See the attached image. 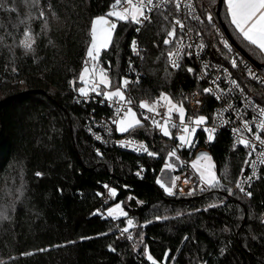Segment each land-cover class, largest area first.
<instances>
[{
    "label": "trees",
    "instance_id": "16d2710c",
    "mask_svg": "<svg viewBox=\"0 0 264 264\" xmlns=\"http://www.w3.org/2000/svg\"><path fill=\"white\" fill-rule=\"evenodd\" d=\"M112 3L0 0V264H152L149 254L156 264H164L166 254L167 264H264V177L253 184L251 197L233 189L244 150L228 133L217 132L205 150L220 187L183 195L169 194L157 184L174 139L156 136L145 122L135 132L114 130L111 138L145 142L156 154L150 157L95 139L103 133L94 123L106 122L111 111L100 102L102 97L84 102L70 82L84 66L93 19L105 15ZM195 4L201 20L195 28L207 53L228 65L231 53L216 16L218 0ZM151 16L140 26L120 22L101 64L114 80L140 77L127 93L135 109L160 93L186 105L201 84L187 71L188 61L177 70L168 66L171 46L163 39L176 14L169 9ZM219 18L235 48L257 63L264 76V56L239 36L223 0ZM25 30L35 41L31 50L21 44ZM133 40L139 56L131 51ZM129 63L135 72L129 71ZM235 72L259 96L246 72ZM206 104L209 112L212 99L207 97ZM199 137L192 151H177L185 165L201 147L204 136ZM109 188L117 190L115 198L108 195ZM116 203L127 217L98 214ZM129 217L136 227L122 235Z\"/></svg>",
    "mask_w": 264,
    "mask_h": 264
},
{
    "label": "snow or ice",
    "instance_id": "6c2138e0",
    "mask_svg": "<svg viewBox=\"0 0 264 264\" xmlns=\"http://www.w3.org/2000/svg\"><path fill=\"white\" fill-rule=\"evenodd\" d=\"M34 3L38 5L39 0H34ZM169 4L174 6V12L177 14L185 6L184 0H113L110 10L105 15L93 19L90 29L91 43L86 51L84 66L78 79L70 83L78 95L84 98V102H88L89 98L93 96L102 97L100 102H106L114 110V117L111 119V123L116 126L115 130L117 132L121 134L135 132L137 129L144 127V121H149L151 126L163 137L175 139L177 141L176 147L169 153V157H173L182 148L194 147L193 137L203 125H206L207 118L203 115L194 116L189 114L182 101H175L173 97L166 93H160L151 102L140 101L138 104L140 111L138 113L134 108L133 99L127 93L131 84L139 83L140 77L137 76L135 80H130L127 76H122L117 81L110 76L109 70L101 64L102 52H106L112 46L113 36L120 22L132 23L138 26L143 25L145 22L151 21V14L154 11L159 10L162 5ZM226 4L230 22L239 36L249 45L264 53V0H226ZM187 7L188 12L184 14L185 18L199 20L200 17L195 15L193 6L188 4ZM40 15H44L43 11L40 12ZM164 18L168 19V14H164ZM206 20L209 24L213 22L211 13L207 14ZM135 30L139 31V27ZM188 31L190 29H188L185 20L179 16H174L172 27L166 32V36L163 39L165 46H172L167 52V57L169 64L173 68L178 69L181 67L180 60L185 47L183 42ZM23 36L25 39L21 41L22 46L31 50L32 44L35 42L32 39L31 31L25 30ZM225 46L228 47L227 43ZM186 47L191 48L192 45L189 44ZM198 47L203 48L204 45H199ZM131 48L133 53L139 56L140 53L135 40L132 41ZM184 54L191 56L193 53L187 52ZM232 66H237L235 60L232 61ZM205 67L207 68V65ZM129 71L135 72V68L131 63H129ZM187 71L193 72L194 69L188 68ZM219 79L213 80L212 83L215 85L216 91L221 93L216 95L215 98L223 100L224 96L230 93L232 89H228L225 92L219 86ZM230 82L235 88H239V84L235 79ZM77 85L79 86L77 87ZM203 91L206 94H212L213 88H205ZM197 103H200V101H197ZM247 107L248 105L246 104L245 108ZM161 108L164 109L163 112L160 111ZM227 110L238 113L237 118L241 121V127L233 128V132L238 134V145H242L248 150L247 159L244 163L252 169V174L247 178H243L245 169H241L242 178L236 181V187L242 193L251 197V192L246 191L245 185L249 184L252 178L256 176L257 166L264 165V138H262L264 137V107L253 106L256 114L251 119H245L244 111L239 108L234 109L231 104L228 105ZM253 128H255V131ZM173 130L177 133L175 136H173ZM202 130L208 134L207 140L211 142L216 129L203 127ZM244 133H247L251 139L245 136ZM97 139H100V137L98 136ZM132 142L131 140L127 142L121 141L119 146L128 147ZM134 150L145 152L149 156L156 155L148 151L147 146L142 143L137 144ZM97 154L102 155L99 151ZM254 156L255 159H253ZM207 159L206 154H199L191 162L190 167L198 174L199 179L207 188L220 187V180L212 165L203 163ZM165 167L175 171L171 164L166 163ZM137 174L139 175V173ZM36 175L40 176L41 174L36 173ZM176 179H179V177ZM187 182L188 180L186 179L185 183ZM105 187L108 188L107 185ZM165 190L172 194V189L166 188ZM228 194L232 195L233 193L228 190ZM108 195L115 198L118 195L117 190L109 188ZM98 214L104 215L105 213ZM106 216L112 219H121L122 217H127L128 213L124 210L121 203H116L106 209ZM126 224L127 226L120 230L122 235L129 233L130 229L134 227L132 219H127ZM128 239H132L131 235L128 236ZM142 239L143 237H141ZM147 259L152 261V264H156L150 254L147 255ZM164 264H167V254Z\"/></svg>",
    "mask_w": 264,
    "mask_h": 264
},
{
    "label": "built area",
    "instance_id": "2783aa9c",
    "mask_svg": "<svg viewBox=\"0 0 264 264\" xmlns=\"http://www.w3.org/2000/svg\"><path fill=\"white\" fill-rule=\"evenodd\" d=\"M191 4L194 8L195 15L199 16L197 13V7L195 4V0H184V7L181 9V12L179 14L175 13L176 16H179L181 19L185 20V23L188 26V29L190 31L187 32V35L185 36L184 39V49L182 53V59L180 60L181 67L189 62V68L194 69V74L197 78V80L200 82L201 87L198 89L193 90L187 99V104L184 105V107L187 109L188 113L194 116H199L203 115L207 118V123L206 125H203L200 130L197 131L195 136L193 137L194 140V147L192 148H182L178 151L182 150H190L192 151L195 149L198 144L200 143V137L199 135L202 134L204 136V140L202 142L201 147L199 150H206V147L210 144L207 140V133L202 130L203 127H208V128H215L216 131L214 135L219 132V131H225L228 133L230 139L232 142L241 147L244 150V156L242 160V165L239 169V172L236 177V181L238 179H241V169H245L243 178H247L252 174V169L249 168L244 161L247 159V149H245L242 145H238L237 140H238V134L233 132V128H238L241 127V121L237 118L238 113L232 111V110H227L228 105L231 104L233 105V108H239L244 111L245 113V119H251L253 115H255V111L253 110V106L258 105L260 107H264V76L261 74L260 70L256 68L250 60H248L239 50H237L224 36L223 40L224 43L228 45L227 50L231 53L230 57V62L228 65L222 63V62H215L212 60V58L209 56L207 53V47L206 43L202 37V34L195 28V24L199 23L201 20H194L191 18H185V13L188 12V7L187 5ZM169 9H174L173 5H162L161 8L157 11H167ZM200 17V16H199ZM132 43V42H131ZM191 44V48H187L186 46ZM199 45H204L203 48L198 47ZM171 46V45H170ZM138 47V45H137ZM172 47V46H171ZM131 48V46H130ZM139 53H140V48L138 47ZM132 51V48H131ZM133 52V51H132ZM187 52H192L193 54L191 56H188L184 53ZM140 55V54H139ZM235 60L237 63L236 67L232 66V61ZM167 63L168 66L173 69L177 70V68H173L169 62H168V57H167ZM207 65V68L205 67ZM180 67V68H181ZM242 68L245 72L246 75L254 81L256 85H258L260 89L259 96H257L253 90L246 88L240 80L236 76V70ZM179 69V68H178ZM226 70V71H225ZM136 78V77H135ZM217 78H220L218 83L220 88L224 89L225 92H227L228 89H232L230 93L224 96L223 100H218L216 99V95H219L218 91H216L215 85L212 83L213 80H216ZM132 80L131 78H129ZM235 79L237 83L239 84V88H235L231 84V80ZM213 88V93L212 94H206L204 93L203 89L205 88ZM212 99V106L210 111H205L204 109L206 108V98ZM197 101H200V103H197ZM107 104V103H106ZM248 105L247 108H245V105ZM108 106V104H107ZM109 107V106H108ZM111 115L107 118L108 120L103 122V120L97 121L94 124L100 128L102 131L103 135L95 134V139L99 142H109L113 145H115L117 148L121 149L122 151L134 153L140 156H146L150 157L147 155L145 152H140L136 149L137 144H145L148 148V151L151 152L149 149L148 145L143 142L142 140L136 139V138H131V137H120V138H111L112 134L115 130V125L111 123V119L114 117V110L110 108ZM138 111H140L138 109ZM161 112L164 111L163 108L160 109ZM146 124L150 125L149 121H144ZM154 130V133L156 136H162L155 128L152 127ZM255 131V128H253ZM116 131V130H115ZM177 133L175 130H173V136H175ZM245 136H248L247 133H244ZM100 137V139H97V137ZM249 139H251L250 136H248ZM264 138V137H262ZM109 139V140H108ZM133 141L131 144L128 145V147H120L119 142L124 141ZM175 140V139H174ZM177 141L175 140V146L176 147ZM255 159V156L253 157ZM174 162H180V161H174ZM178 168L176 167L175 171H173L171 175V181L169 184L170 189H172V194H186L190 190H192L195 187H201L204 188V186H201L202 183L198 179V177L188 168L184 167L181 164H176ZM182 169V170H181ZM179 177V179H176ZM264 177V165H258L257 166V174L252 178L249 184L245 185L246 191H250L253 184L260 178ZM188 180L187 183H185V180ZM164 188H166L164 186ZM199 188V189H201ZM235 190L239 191L241 194L245 195L242 193L237 187H236V182H235ZM128 219H132L134 223V227L130 229V232L134 230L136 227L135 220L131 217ZM262 222H264V214L262 215ZM127 221V220H126ZM125 221L124 227L127 226Z\"/></svg>",
    "mask_w": 264,
    "mask_h": 264
},
{
    "label": "rangeland",
    "instance_id": "374dc122",
    "mask_svg": "<svg viewBox=\"0 0 264 264\" xmlns=\"http://www.w3.org/2000/svg\"><path fill=\"white\" fill-rule=\"evenodd\" d=\"M25 39V37H23V40ZM137 110V112L139 113V111H138V109H136ZM115 129H116V126H115ZM117 132V131H116ZM117 133H119V132H117ZM119 134H121V133H119ZM207 160H204L203 161V163L204 164H211L212 165V167H213V170H214V162L212 161V159H211V157L209 156V155H207ZM196 159V156H193L189 161H188V163L185 165V163H184V161L182 160V159H177V156H173V157H169L168 156V158H167V160H166V162H165V164H164V166H163V168L161 169V171H160V173H159V175H158V177H157V184L159 185V186H165L166 188H168L169 187V185L167 186V185H165V178L167 177V175L170 173V171L172 170V169H170V168H166L165 167V165H166V163L167 164H171L172 166H173V168L174 169H176V167L178 168V166L176 165V164H181V165H183L184 167H186V169L188 168L189 170H191L197 177H198V174L190 167V165H191V162L193 161V160H195ZM180 161V162H174V161ZM182 170V169H181ZM214 172H215V170H214ZM237 177V176H236ZM198 179H199V177H198ZM200 180V179H199ZM158 181H159V183H158ZM200 182H201V180H200ZM235 182H236V180H235ZM235 182H234V184H233V189L235 188ZM202 183V182H201ZM170 184V183H169ZM201 186H204V188H201L200 186L197 188V187H195V188H193L192 190H190L188 193H190V192H192L194 189H199V188H201V189H205L206 188V186L202 183V185ZM164 190L166 189V188H164V187H162ZM166 191V190H165ZM167 192V191H166ZM168 193V192H167ZM187 194V193H186ZM114 206V205H113ZM105 214H104V216L105 217H107L106 216V211L104 212ZM199 264H204V263H199Z\"/></svg>",
    "mask_w": 264,
    "mask_h": 264
},
{
    "label": "water",
    "instance_id": "95a60500",
    "mask_svg": "<svg viewBox=\"0 0 264 264\" xmlns=\"http://www.w3.org/2000/svg\"><path fill=\"white\" fill-rule=\"evenodd\" d=\"M221 3H222V0H218V4H217V10H216V16H217V20L219 21V24H220V27L222 28L223 32H224V36L225 38L234 46L233 42L231 41L228 33L226 32L225 28H224V25L221 23L220 21V18H219V11H220V8H221ZM235 47V46H234ZM238 50V49H237ZM256 68H261L257 63L255 62H251ZM199 154H208L207 151L205 150H198L195 154V156L197 157Z\"/></svg>",
    "mask_w": 264,
    "mask_h": 264
},
{
    "label": "crops",
    "instance_id": "0c3cea01",
    "mask_svg": "<svg viewBox=\"0 0 264 264\" xmlns=\"http://www.w3.org/2000/svg\"><path fill=\"white\" fill-rule=\"evenodd\" d=\"M226 8H227V4H226V0H223ZM227 13H228V8H227ZM228 16H229V13H228ZM229 19H230V16H229ZM234 27V26H233ZM235 28V27H234ZM236 30V29H235ZM263 56H264V53H261ZM173 173V170L170 171V173L167 175V177L165 178V185H169L170 181H171V175ZM160 187H164V186H160Z\"/></svg>",
    "mask_w": 264,
    "mask_h": 264
}]
</instances>
